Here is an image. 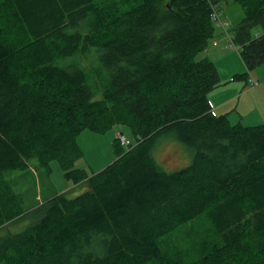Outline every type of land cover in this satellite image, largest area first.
I'll list each match as a JSON object with an SVG mask.
<instances>
[{
	"label": "trees",
	"instance_id": "obj_1",
	"mask_svg": "<svg viewBox=\"0 0 264 264\" xmlns=\"http://www.w3.org/2000/svg\"><path fill=\"white\" fill-rule=\"evenodd\" d=\"M230 1L246 79L264 64V0L0 1V264H264V124L216 114L218 69L198 59ZM93 50L92 85L80 60ZM118 125L135 143L117 137L100 172L76 168L80 135ZM164 134L193 151L189 166L157 162ZM33 159L85 191L17 209L10 175Z\"/></svg>",
	"mask_w": 264,
	"mask_h": 264
},
{
	"label": "rangeland",
	"instance_id": "obj_2",
	"mask_svg": "<svg viewBox=\"0 0 264 264\" xmlns=\"http://www.w3.org/2000/svg\"><path fill=\"white\" fill-rule=\"evenodd\" d=\"M220 16L221 20L226 23V29L217 25L216 38L214 40H219V38L223 37L225 41L226 36L228 37L232 33L234 27L244 17V12L239 4L230 1L229 3H225L224 8L220 12ZM257 32L255 31L254 35ZM227 45L234 50L230 43H227ZM210 48H212V43L207 50ZM207 50L201 53L198 59L204 58L207 55ZM92 53H96L95 50L83 57L80 60V65L85 70L89 82L93 85L97 81L95 66H97L98 60L96 55ZM233 57L231 55V57L221 61L218 67L222 71L241 67L243 68V73H247L248 69L244 65L240 54L235 51V59ZM73 60L71 59L70 62ZM250 74L255 75L263 83L264 64L253 69ZM258 80L254 79L255 85L250 84L259 92L258 87L260 82ZM235 104L237 105V103ZM239 108L243 115H248L252 112L255 116L259 115L257 114L258 112L264 115V97L247 96L242 100ZM120 135H123L131 144L135 143V137L132 131L123 125L115 126L112 130L104 134L95 133L90 130L84 131L78 138V143L84 151V156L78 160L76 168L85 169L88 173H97L105 169L116 159L113 142ZM153 154L162 167L175 169L176 171L189 166L193 160V151L171 134H164L157 139L153 148ZM51 167V173H47L44 168L40 167L39 161L33 159L28 169L11 172L10 179H13L14 192L22 200V202L19 200L16 203L17 209L21 208L27 212L58 194L68 193V195L74 197L85 191L84 184L74 187L73 182L65 179L64 172L57 162H53ZM168 171L171 172V170ZM34 221L35 216L30 215L12 226L11 224L8 225L5 227V231H11L12 233L22 232L32 225ZM206 226L209 225L206 224ZM179 235L180 233L178 237H180ZM175 240V238H171L170 243H176L178 245L179 240L177 242Z\"/></svg>",
	"mask_w": 264,
	"mask_h": 264
},
{
	"label": "crops",
	"instance_id": "obj_3",
	"mask_svg": "<svg viewBox=\"0 0 264 264\" xmlns=\"http://www.w3.org/2000/svg\"><path fill=\"white\" fill-rule=\"evenodd\" d=\"M227 43L231 44V39L229 36H226L225 41L223 37L219 38V40H214L212 42V48L207 50V55L205 56L216 64L222 82V85L212 91V93L209 95L214 112L219 115L227 114L230 122L233 125L238 123H241L245 126L264 124V115L262 113L258 112L257 114L259 115L256 116L253 112L251 114L249 113L248 115H243L239 108L242 100L247 96L251 95L252 97L258 98L261 96L264 97V82L262 83L255 75L252 74L247 76L246 79H236V76L244 74L242 71L243 68L241 67L227 69L225 71H222L220 67H218V64L221 61L231 57V55H233V58L235 59V51L239 53V51L234 46H232L234 50L229 48ZM251 77L260 82L258 87L259 92L250 84L249 80ZM235 103H237V105ZM165 169L167 171L171 170V172L176 171L175 169H170L167 167H165Z\"/></svg>",
	"mask_w": 264,
	"mask_h": 264
},
{
	"label": "built area",
	"instance_id": "obj_4",
	"mask_svg": "<svg viewBox=\"0 0 264 264\" xmlns=\"http://www.w3.org/2000/svg\"><path fill=\"white\" fill-rule=\"evenodd\" d=\"M216 18H219L217 17V15H215ZM224 27V24H222V28ZM225 28V27H224ZM249 82L252 84V85H255L254 84V79L253 78H250ZM120 141L122 143L123 146H129L130 145V142L124 137V136H120Z\"/></svg>",
	"mask_w": 264,
	"mask_h": 264
}]
</instances>
